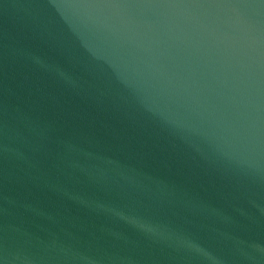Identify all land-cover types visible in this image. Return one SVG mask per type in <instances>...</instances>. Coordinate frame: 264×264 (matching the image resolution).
<instances>
[{
    "label": "water",
    "instance_id": "obj_1",
    "mask_svg": "<svg viewBox=\"0 0 264 264\" xmlns=\"http://www.w3.org/2000/svg\"><path fill=\"white\" fill-rule=\"evenodd\" d=\"M0 264H264V0H0Z\"/></svg>",
    "mask_w": 264,
    "mask_h": 264
}]
</instances>
